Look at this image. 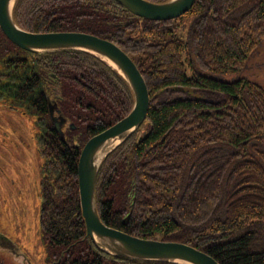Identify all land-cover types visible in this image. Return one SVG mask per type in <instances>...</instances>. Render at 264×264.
<instances>
[{
	"label": "trees",
	"instance_id": "trees-1",
	"mask_svg": "<svg viewBox=\"0 0 264 264\" xmlns=\"http://www.w3.org/2000/svg\"><path fill=\"white\" fill-rule=\"evenodd\" d=\"M13 18L31 33L107 39L145 80L146 121L98 173L96 207L106 226L190 245L219 264H264V86L220 79L242 72L258 52L264 0H196L169 21L136 17L114 0H17ZM0 93L14 107L25 102L32 118L43 159L39 227L53 264H169L111 256L86 238L78 159L89 138L131 111L125 81L91 54L27 53L0 30Z\"/></svg>",
	"mask_w": 264,
	"mask_h": 264
},
{
	"label": "water",
	"instance_id": "water-1",
	"mask_svg": "<svg viewBox=\"0 0 264 264\" xmlns=\"http://www.w3.org/2000/svg\"><path fill=\"white\" fill-rule=\"evenodd\" d=\"M17 0H0V30L13 45L31 53L79 51L105 62L127 84L132 97L131 111L115 124L89 138L83 145L77 164L79 203L86 229V238L104 253L121 258L169 264H219L214 258L190 245L137 238L106 226L100 219L95 200V188L101 165L107 156L125 139L135 134L146 121L149 92L145 80L132 59L113 42L82 32L31 33L17 26L13 9ZM136 17L150 21H169L185 15L196 0H169L155 4L147 0H114ZM56 130L61 134L59 119L50 111ZM63 136V134H62ZM120 138L121 142L107 151L99 146ZM128 219V217H127ZM22 256L10 241L0 237V247Z\"/></svg>",
	"mask_w": 264,
	"mask_h": 264
},
{
	"label": "rangeland",
	"instance_id": "rangeland-1",
	"mask_svg": "<svg viewBox=\"0 0 264 264\" xmlns=\"http://www.w3.org/2000/svg\"><path fill=\"white\" fill-rule=\"evenodd\" d=\"M241 77L264 86V41L242 72L220 79L233 82ZM2 103L13 104L8 98H0ZM22 110L27 112L25 106H18V110L0 108V237L13 243L23 255L16 256L2 246L0 264H53L39 227L43 159L33 138L32 118L22 116L18 112Z\"/></svg>",
	"mask_w": 264,
	"mask_h": 264
},
{
	"label": "bare ground",
	"instance_id": "bare-ground-1",
	"mask_svg": "<svg viewBox=\"0 0 264 264\" xmlns=\"http://www.w3.org/2000/svg\"><path fill=\"white\" fill-rule=\"evenodd\" d=\"M119 142H121L120 138L106 141L99 146V150L102 152L107 151L110 148H114L115 146H117L119 144Z\"/></svg>",
	"mask_w": 264,
	"mask_h": 264
},
{
	"label": "flooded vegetation",
	"instance_id": "flooded-vegetation-1",
	"mask_svg": "<svg viewBox=\"0 0 264 264\" xmlns=\"http://www.w3.org/2000/svg\"><path fill=\"white\" fill-rule=\"evenodd\" d=\"M0 98H2V97H0ZM8 100H11L12 102L14 101L13 99H8ZM26 104H25V102H24V105L23 106H25ZM0 108H5V109H12V110H18V107L17 106H13L12 104H10V103H2V104H0ZM18 112H20V114L22 115V116H24V117H26L24 114H25V112L22 110V112L21 111H18ZM28 118H29V116H27ZM61 123V122H60ZM71 127L73 128V126L71 125ZM59 132V131H58ZM61 134V133H60ZM62 135V134H61ZM41 172H42V169H41Z\"/></svg>",
	"mask_w": 264,
	"mask_h": 264
}]
</instances>
